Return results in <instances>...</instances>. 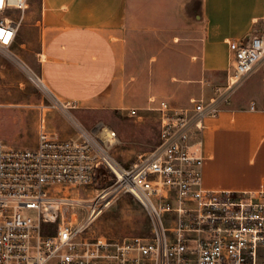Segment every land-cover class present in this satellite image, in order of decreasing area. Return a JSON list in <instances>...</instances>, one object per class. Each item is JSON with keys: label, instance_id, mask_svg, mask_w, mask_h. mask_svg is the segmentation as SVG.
Instances as JSON below:
<instances>
[{"label": "built area", "instance_id": "1", "mask_svg": "<svg viewBox=\"0 0 264 264\" xmlns=\"http://www.w3.org/2000/svg\"><path fill=\"white\" fill-rule=\"evenodd\" d=\"M27 8V0H0L1 47L14 44ZM226 44L225 84L186 107L160 100L158 143L128 165L114 155L120 141L104 123L61 136L48 129L42 112L34 147L0 140V264H264V189L202 186L205 120L264 65V19ZM97 184L105 185L86 198L52 192L58 185ZM122 194L147 211L152 234L88 238L91 223Z\"/></svg>", "mask_w": 264, "mask_h": 264}, {"label": "crops", "instance_id": "2", "mask_svg": "<svg viewBox=\"0 0 264 264\" xmlns=\"http://www.w3.org/2000/svg\"><path fill=\"white\" fill-rule=\"evenodd\" d=\"M263 19L264 0H39L40 76L85 110H155L160 100L186 107L225 84L226 40ZM263 81L264 65L206 118L204 188L264 189Z\"/></svg>", "mask_w": 264, "mask_h": 264}, {"label": "rangeland", "instance_id": "3", "mask_svg": "<svg viewBox=\"0 0 264 264\" xmlns=\"http://www.w3.org/2000/svg\"><path fill=\"white\" fill-rule=\"evenodd\" d=\"M16 40L10 48L0 46V140L7 146L31 148L36 145L41 113L48 129L61 136L75 134L79 127L104 123L116 131L120 143L114 155L124 164L151 150L158 143L157 111L129 108L120 111L85 110L57 98L40 76L41 37L38 25L39 0H27ZM223 81L219 82L222 83ZM264 82V81H263ZM261 86L255 85V88ZM264 92V91H263ZM135 110V114H131ZM53 186V193L71 198L93 196L101 186ZM34 216L32 211H24ZM152 234L149 214L130 194H122L88 227V238L120 241L125 237Z\"/></svg>", "mask_w": 264, "mask_h": 264}]
</instances>
